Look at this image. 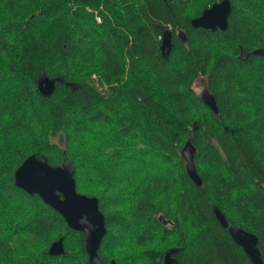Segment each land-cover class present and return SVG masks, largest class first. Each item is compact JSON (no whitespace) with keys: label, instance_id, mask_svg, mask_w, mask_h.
Returning a JSON list of instances; mask_svg holds the SVG:
<instances>
[{"label":"trees","instance_id":"16d2710c","mask_svg":"<svg viewBox=\"0 0 264 264\" xmlns=\"http://www.w3.org/2000/svg\"><path fill=\"white\" fill-rule=\"evenodd\" d=\"M216 1L0 0V264H89L85 233L16 184L30 154L99 197L104 263L166 264L173 248L168 264H255L216 206L257 233L264 259V0H231L225 30L194 27ZM61 236L65 252L51 254Z\"/></svg>","mask_w":264,"mask_h":264},{"label":"water","instance_id":"95a60500","mask_svg":"<svg viewBox=\"0 0 264 264\" xmlns=\"http://www.w3.org/2000/svg\"><path fill=\"white\" fill-rule=\"evenodd\" d=\"M231 11V0L216 1L203 9L200 15L192 18L191 22L194 27L202 26L211 30L218 28L225 30L229 24ZM178 34L184 41H187L185 30H178ZM172 45V32L165 28L162 37L163 52L169 53ZM254 52L264 53V48L256 49ZM246 53L248 54V52ZM56 83L57 79L45 71L38 78V88L45 95L53 93ZM201 94L203 99L218 112L219 108L215 95L208 88H205ZM195 152L196 146L190 138L187 139L182 147L187 171L197 184H201L203 179L195 165ZM14 176L18 186L30 193H39L47 203L61 212L71 227L85 233L89 264H107L104 263L99 254V249L107 232L105 213L100 208L98 196L78 190L74 170L65 164H53L45 156L30 154L16 168ZM214 209L223 226L228 227L232 237L244 247L253 262L264 264L257 233L242 226L230 224L225 213L219 207L216 206ZM65 250L64 236L54 240L49 248L51 254H62ZM175 250L171 248L167 251L166 264H168L167 255ZM108 264H117V261L112 259Z\"/></svg>","mask_w":264,"mask_h":264},{"label":"rangeland","instance_id":"374dc122","mask_svg":"<svg viewBox=\"0 0 264 264\" xmlns=\"http://www.w3.org/2000/svg\"><path fill=\"white\" fill-rule=\"evenodd\" d=\"M195 88L199 93H202V91L206 88V77H199L195 82Z\"/></svg>","mask_w":264,"mask_h":264},{"label":"flooded vegetation","instance_id":"af4514ba","mask_svg":"<svg viewBox=\"0 0 264 264\" xmlns=\"http://www.w3.org/2000/svg\"><path fill=\"white\" fill-rule=\"evenodd\" d=\"M85 237H86V235H85ZM108 263H110V262H108ZM108 263H107V264H108Z\"/></svg>","mask_w":264,"mask_h":264}]
</instances>
